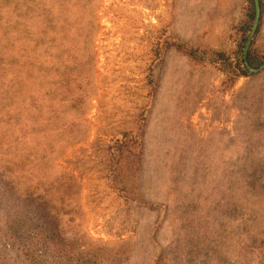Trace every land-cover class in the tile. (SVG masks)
Returning a JSON list of instances; mask_svg holds the SVG:
<instances>
[{"label": "rangeland", "instance_id": "374dc122", "mask_svg": "<svg viewBox=\"0 0 264 264\" xmlns=\"http://www.w3.org/2000/svg\"><path fill=\"white\" fill-rule=\"evenodd\" d=\"M248 1L80 0L40 27L0 0V264H258L264 70L227 88L170 46L233 55ZM44 208L65 251L15 238Z\"/></svg>", "mask_w": 264, "mask_h": 264}, {"label": "trees", "instance_id": "16d2710c", "mask_svg": "<svg viewBox=\"0 0 264 264\" xmlns=\"http://www.w3.org/2000/svg\"><path fill=\"white\" fill-rule=\"evenodd\" d=\"M6 3H11L7 8L10 11H16L20 15H24L25 22L28 25L34 24L40 27L46 25H62L64 24L68 16L71 14L72 9L81 6L80 0H3ZM260 10L262 15L263 3L259 0ZM20 6L16 8V6ZM20 8V9H19ZM2 9H0L1 11ZM4 10V9H3ZM22 15V16H23ZM23 16V17H24ZM27 17V18H26ZM19 20L22 17H18ZM254 19V6L253 0L248 1V8L246 11L245 19L238 28L239 38L236 43V50L233 55L226 54L225 52L212 51L202 48L188 47L182 43H171L170 46L177 52L185 55L190 61L194 63H203L214 66L222 74H224V80L222 83L227 84V88H231L233 83L239 77H248L249 73L247 67L244 65L242 59V52L244 45L247 41L249 32ZM261 24L260 21L256 30L258 34ZM252 42L248 53L246 55L247 65L252 68H258L264 61V56L257 54L253 50ZM40 206V205H38ZM41 211H34V218L29 229L24 234L16 235L20 242L28 244L32 241L41 242L42 244L53 246L60 251H65L67 241L61 236L56 221L46 213V209H39ZM258 264H264V245L260 253Z\"/></svg>", "mask_w": 264, "mask_h": 264}, {"label": "water", "instance_id": "95a60500", "mask_svg": "<svg viewBox=\"0 0 264 264\" xmlns=\"http://www.w3.org/2000/svg\"><path fill=\"white\" fill-rule=\"evenodd\" d=\"M253 5H254V19H253V23H252L251 30L249 32L247 41L243 48L242 59L244 60V65L247 67L249 73L256 74L264 70V62L257 69L250 68L246 62V55L255 37L256 30H257V27L260 21V14H261L259 0H253Z\"/></svg>", "mask_w": 264, "mask_h": 264}]
</instances>
